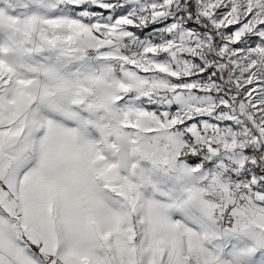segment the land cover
Masks as SVG:
<instances>
[{"label":"snow or ice","instance_id":"6c2138e0","mask_svg":"<svg viewBox=\"0 0 264 264\" xmlns=\"http://www.w3.org/2000/svg\"><path fill=\"white\" fill-rule=\"evenodd\" d=\"M0 264H264V0H0Z\"/></svg>","mask_w":264,"mask_h":264}]
</instances>
